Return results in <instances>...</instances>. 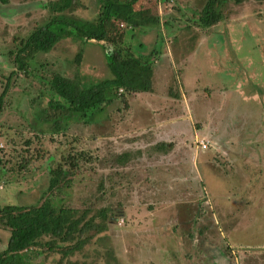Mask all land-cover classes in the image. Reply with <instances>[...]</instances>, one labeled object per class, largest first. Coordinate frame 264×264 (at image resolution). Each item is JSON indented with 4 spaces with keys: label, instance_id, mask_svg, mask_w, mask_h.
I'll return each instance as SVG.
<instances>
[{
    "label": "rangeland",
    "instance_id": "obj_1",
    "mask_svg": "<svg viewBox=\"0 0 264 264\" xmlns=\"http://www.w3.org/2000/svg\"><path fill=\"white\" fill-rule=\"evenodd\" d=\"M49 1L0 2V94L7 88L0 110V170L4 171L0 205L35 204L46 186L43 169L35 168L37 159L81 153L88 158L81 160L84 167L62 200L79 211L88 208L95 222L100 221L96 212L106 208L108 218L105 230L71 259L84 264H264V0H229L225 18L211 29L195 26L206 0H169L160 7L154 0L150 7L159 27L134 29L130 36L122 24L109 23L112 34L106 52L93 40L62 37L50 51L35 53L25 73L14 71L8 52L20 37L46 22ZM97 12L96 0H76L72 9L56 15L91 20ZM223 27L229 34H219L226 42L213 44L208 37L199 45L207 48L206 54L196 49L207 31L209 36L226 32ZM114 39L133 54L138 43L148 53L160 41L157 50L162 48L168 55L162 73L152 77L156 94L119 95L90 121H72L61 133L51 134L37 116L51 96L47 87L51 72L76 75L84 84L110 77L106 59ZM223 49L231 55L228 61L221 55ZM10 71L15 74L7 79ZM129 95L143 104L155 101V109L148 115L139 103L131 107ZM187 96L193 98L194 126L213 130L210 147L206 138L198 136L193 143L187 139L194 131L183 119L189 116L184 106ZM171 101L174 104L166 109L165 102ZM161 128L170 134L171 146H166L170 151L165 155L154 151L153 139H145L146 131ZM25 140L31 155L38 150L41 156L16 175L8 168L25 155ZM125 151L135 155L127 167H119L116 158ZM204 161L219 178H236L239 184L248 179L252 187L235 185L230 190L205 169L198 175V162ZM100 181L102 194L97 190ZM7 235L0 229V246ZM38 252L28 264H56L58 254Z\"/></svg>",
    "mask_w": 264,
    "mask_h": 264
},
{
    "label": "trees",
    "instance_id": "obj_2",
    "mask_svg": "<svg viewBox=\"0 0 264 264\" xmlns=\"http://www.w3.org/2000/svg\"><path fill=\"white\" fill-rule=\"evenodd\" d=\"M75 1H49L50 16L46 22L33 27L26 36L19 38L18 44L16 43L12 50H9L14 71L25 73L29 60L35 53L50 51L62 37L74 35L82 41L93 40L106 52L107 39L112 34L109 23L117 22L118 26L122 24L123 28L129 31L156 27L159 24L157 14L150 7L155 4L154 0H139L141 3L137 8L132 7L138 0L123 2L96 0L98 12L91 20L77 18L74 15L63 19L56 15L57 12L65 9H72ZM228 1L206 0L197 17L198 26L205 29L222 21L225 18L224 7ZM230 1L242 3L245 0ZM0 2L7 3L8 0H0ZM60 22L65 23L64 27L56 26ZM112 43L114 46L110 49L111 52L108 51L106 59V66L111 75L108 78L84 84L76 75L68 77L59 71L51 72L47 82L51 96L37 111L38 119L41 123L47 124L51 134L61 133L72 121H90L119 95L123 97L124 94L151 90L153 76L151 54L134 55L130 48L123 47L124 42L119 44L114 39ZM77 55L79 57V52ZM14 74L10 71L7 79ZM119 89L122 90V94H119ZM6 90L7 88L0 94V110L4 105L3 95ZM28 142V140L23 142L25 155L21 157L19 163L16 162L8 168L9 171L16 170V175L20 174L21 170L25 172L33 158L37 159L41 156L38 150L35 156L31 155ZM80 155L82 154L68 151L58 155L57 159H52V156L48 161L43 158L37 159L36 161L40 160V162H37L35 168L43 169L46 186L40 189L35 204L0 205V229L8 233L5 244L0 246V264H28L38 251L45 255L58 254L56 264H84L71 259V256L80 252L84 244L90 242L95 234L105 230L108 210L100 208L96 212L100 221L95 222L94 216H88V208L79 211L66 205L62 200L69 194L80 168L84 167L81 160L88 158ZM126 157L127 154L122 153L116 159L121 161ZM0 173L4 171L0 170ZM97 190L102 194V181L99 182ZM107 252L109 253L110 250Z\"/></svg>",
    "mask_w": 264,
    "mask_h": 264
},
{
    "label": "crops",
    "instance_id": "obj_3",
    "mask_svg": "<svg viewBox=\"0 0 264 264\" xmlns=\"http://www.w3.org/2000/svg\"><path fill=\"white\" fill-rule=\"evenodd\" d=\"M195 26H197V27H199L198 26V23H197V21H196V23H195ZM156 27H159V24H158V26H156ZM199 28H201V27H199ZM209 29H211L210 27H208ZM208 28H205V29H208ZM223 28H225V27H223ZM226 29V28H225ZM142 30V29H141ZM169 30V29H168ZM170 31V30H169ZM129 32H131V34H130V36L132 35V31H129ZM210 31H207L197 42H198V47L196 48V49H198L199 48V45H203L204 44V42L207 40V38L208 37H210V41L211 42H213V44L215 43V42H218V41H220V42H226V40H225V37L224 36H222L221 34H219L220 32H222V33H224V34H229L228 33V29H226V32H224V31H218V32H216V33H214V34H212L211 36H209L208 35V33H209ZM207 36V37H206ZM172 40H176L175 38L173 39L172 38ZM161 43H160V41H156L154 44H153V49L151 48V50L148 52V53H144V48L145 47H140V46H143V44H141V43H138V49H137V51H136V53L134 54V55H149V54H151V57H152V68H153V76L152 77H154V75L155 74H161L162 73V71H163V64H162V62H163V60H165L164 58H167L166 57V54H165V52L162 50V48L160 49V50H157L158 48H159V45H160ZM214 46H217L216 44L214 45ZM224 46H226V43L224 44ZM195 49V50H196ZM200 50H201V53L203 52V54H206V51H207V48L205 49V48H199ZM131 51V50H130ZM223 52L225 53V54H221L222 56H223V58L226 56L227 58V61L229 60V58H231V55L230 54H228L227 53V51H225L224 49H223ZM168 55V54H167ZM225 59V60H226ZM226 61V62H227ZM228 72H231V71H229L228 70ZM164 85V84H163ZM138 94L139 93H143L145 96H147V94H153L154 95V93H155V90H154V86H153V81H152V84H151V90L150 91H147V92H137ZM129 94H134V93H129ZM136 94V93H135ZM156 94V93H155ZM167 94H170L169 92H167ZM191 94V93H190ZM176 97L177 98V96L176 95H173V97ZM190 96V95H189ZM129 97H131L130 98V100H131V103H130V106L132 107L134 104H138L139 103V107L140 108H145L146 109V113L147 112H149L148 113V115H150L152 112H153V110L155 109V101H153V102H149V103H140L139 101H132V98L133 99H138L137 97H134V96H131V95H129ZM192 99L193 98H189L188 96L186 97V102L184 103V106L186 107L185 109H187V112H188V117H183V119H187L188 121H189V123H190V125H191V127H192V129L194 130L193 131V137H190V136H188L187 137V139H190L191 141H192V143L194 142V138L196 139L198 136L200 137V138H206L208 141H209V146L208 147H210L211 146V144H212V142H211V139H212V134H214L213 133V130L211 131V130H207L206 129V127L204 126V128H203V130H201V127L200 126H198V127H196V126H194V123H193V119H195L194 118V115H193V113H192V107L193 106H191L190 105V102L192 103ZM198 99V98H197ZM200 100H202V101H206V99H200ZM174 103H173V101H171V102H165V104H164V106H165V108L166 109H169V106L171 105H173ZM189 104V107L187 108V105ZM177 106H178V104H177ZM177 106H175L176 108H177ZM203 115H204V112H203ZM204 119V118H203ZM164 121V120H163ZM163 122H159V123H157V124H162ZM207 124V123H206ZM208 126V125H207ZM195 128H197V129H195ZM146 132H148V136H146L145 137V139L146 138H150V139H153L152 141H151V145L153 146V149H154V151L155 152H157V153H159V154H162V153H164V154H162V155H165L166 153H168L169 151H170V149L169 148H167L166 146H167V144H169V147L171 146V143L170 142H168L169 141V135L170 134H168V129L166 130V128H161V129H156V130H153L152 132L151 131H146ZM240 137H242V135H239L238 136V138H240ZM143 139V137H141V139L140 140H142ZM139 140V141H140ZM219 142H218V144L223 148V144L224 143H222L220 140H218ZM137 149H140V148H137ZM136 149V150H137ZM203 155H206V151H202V150H199ZM139 152H140V150H137L136 151V154L137 155H139ZM123 153H125V154H127V157L126 158H124V159H122L121 161H119V164H118V166L119 167H127L126 165H127V163H128V159L129 158H131V157H133V155H135V154H133V153H130V152H123ZM122 154V153H121ZM129 154V155H128ZM226 155V154H225ZM211 168H213L212 166H211V164H209V163H207V161H204V162H198V165H197V168H196V170L195 171H197L196 173L199 175V173H200V169H205V172L207 173V174H209V175H211L212 177H214L215 178V180H217V181H219L220 180V182H222L223 184H226V188H229L230 190L232 189V187H234L235 185H237V188L239 187L240 189L241 188H251L252 187V184L250 183V180H246L245 182H242V184H239L240 183V181L238 180H236V178H225L224 177V175H221V177L219 178V176L217 175V173H216V171H213ZM195 171L193 172L194 174H196L195 173ZM200 187H201V191L202 190H204V186L202 185V182H201V180H200ZM202 193L204 194V191H202ZM202 193H201V196H202ZM183 199V198H182ZM178 202H180V200L178 201ZM181 203V202H180ZM195 219H197L196 217H194V220Z\"/></svg>",
    "mask_w": 264,
    "mask_h": 264
},
{
    "label": "built area",
    "instance_id": "obj_4",
    "mask_svg": "<svg viewBox=\"0 0 264 264\" xmlns=\"http://www.w3.org/2000/svg\"><path fill=\"white\" fill-rule=\"evenodd\" d=\"M169 0H157L158 7L161 6V3H167ZM121 91V90H119ZM202 147H205V143L203 141L200 142Z\"/></svg>",
    "mask_w": 264,
    "mask_h": 264
},
{
    "label": "clouds",
    "instance_id": "obj_5",
    "mask_svg": "<svg viewBox=\"0 0 264 264\" xmlns=\"http://www.w3.org/2000/svg\"><path fill=\"white\" fill-rule=\"evenodd\" d=\"M119 90H121V89H119ZM119 92H122V90H121V91H119Z\"/></svg>",
    "mask_w": 264,
    "mask_h": 264
}]
</instances>
